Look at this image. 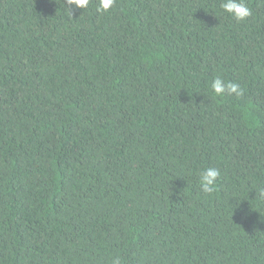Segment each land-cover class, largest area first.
<instances>
[{
    "label": "trees",
    "instance_id": "1",
    "mask_svg": "<svg viewBox=\"0 0 264 264\" xmlns=\"http://www.w3.org/2000/svg\"><path fill=\"white\" fill-rule=\"evenodd\" d=\"M64 2L0 0V264H264V0Z\"/></svg>",
    "mask_w": 264,
    "mask_h": 264
},
{
    "label": "clouds",
    "instance_id": "2",
    "mask_svg": "<svg viewBox=\"0 0 264 264\" xmlns=\"http://www.w3.org/2000/svg\"><path fill=\"white\" fill-rule=\"evenodd\" d=\"M89 3L90 0H65L64 6L68 15L71 16L73 7L85 9ZM114 4L115 0H97L96 11L98 13H106ZM220 8L223 13L228 14L237 22H243L252 15V10L246 0H222ZM210 87L213 94L217 97L234 95L239 98L244 94L239 84L225 81L219 76L211 82ZM219 177L220 170L218 168L210 167L202 170L199 174V185L202 192L205 194L213 193L216 190ZM260 194L264 197V189L260 190ZM112 264H120L119 259H114Z\"/></svg>",
    "mask_w": 264,
    "mask_h": 264
}]
</instances>
